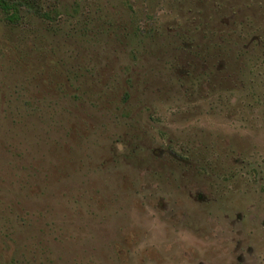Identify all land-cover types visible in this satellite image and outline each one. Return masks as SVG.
Returning <instances> with one entry per match:
<instances>
[{
	"label": "rangeland",
	"instance_id": "obj_1",
	"mask_svg": "<svg viewBox=\"0 0 264 264\" xmlns=\"http://www.w3.org/2000/svg\"><path fill=\"white\" fill-rule=\"evenodd\" d=\"M36 1L0 12V264H264V0ZM209 47L235 85L186 79Z\"/></svg>",
	"mask_w": 264,
	"mask_h": 264
},
{
	"label": "flooded vegetation",
	"instance_id": "obj_2",
	"mask_svg": "<svg viewBox=\"0 0 264 264\" xmlns=\"http://www.w3.org/2000/svg\"><path fill=\"white\" fill-rule=\"evenodd\" d=\"M263 45L260 44V47H262ZM212 51H214V48L212 49ZM212 51L210 50V47L206 48L203 50L202 58L192 61V65H189V71L185 73L186 79H189V83L193 82V84L197 83L194 81H198L200 79V82L202 84L207 81L211 85H219L220 87H231L235 85L237 83L238 76L235 73H232V70L229 68L233 66H235V68L238 67L240 62H238V65H233V60L225 59L227 53L223 48H219L218 51V58L221 59L215 60V58L211 56ZM230 61L231 64L229 63ZM190 74H194V76H190ZM201 74L202 78L200 77ZM195 87L196 86L194 85L193 88H191L193 94L196 93V91H194Z\"/></svg>",
	"mask_w": 264,
	"mask_h": 264
},
{
	"label": "trees",
	"instance_id": "obj_3",
	"mask_svg": "<svg viewBox=\"0 0 264 264\" xmlns=\"http://www.w3.org/2000/svg\"><path fill=\"white\" fill-rule=\"evenodd\" d=\"M0 12L5 23L14 28L20 27L26 18L30 20L37 17L42 22L54 24L61 17L60 11L55 7H45L36 0H0ZM61 74L64 72L61 71Z\"/></svg>",
	"mask_w": 264,
	"mask_h": 264
}]
</instances>
